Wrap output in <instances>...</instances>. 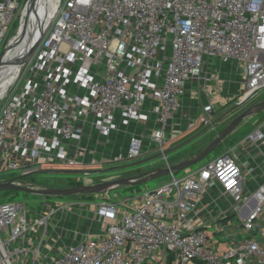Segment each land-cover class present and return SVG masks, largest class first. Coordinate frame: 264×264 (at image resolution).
<instances>
[{
    "label": "built area",
    "instance_id": "2783aa9c",
    "mask_svg": "<svg viewBox=\"0 0 264 264\" xmlns=\"http://www.w3.org/2000/svg\"><path fill=\"white\" fill-rule=\"evenodd\" d=\"M26 1L0 0L2 61ZM211 60L237 74L236 107L264 90V0H58L30 57L3 76L0 172L152 151L170 166L165 147L181 130L169 122L188 88L199 86L206 103L186 128L213 129V105L227 101ZM118 135L125 149L115 157L106 148ZM130 195L97 203L103 229L54 254L39 235L50 213L0 204V264H264V120L197 169Z\"/></svg>",
    "mask_w": 264,
    "mask_h": 264
},
{
    "label": "rangeland",
    "instance_id": "374dc122",
    "mask_svg": "<svg viewBox=\"0 0 264 264\" xmlns=\"http://www.w3.org/2000/svg\"><path fill=\"white\" fill-rule=\"evenodd\" d=\"M29 11L25 8L21 11L18 10V14H14V18L10 23L7 34L4 38V41L9 38L12 34H16L19 27L23 23V19ZM21 13V15H20ZM16 15V17H15ZM3 50V44L0 45V54ZM8 83V82H7ZM235 99V97H234ZM264 100V90L257 93L253 98H251L246 103L243 109L249 107L252 104L258 103ZM233 105V103L229 104ZM241 108L236 109L232 112V114H228L230 110L225 109L224 111H220L219 113H215L210 117L212 122L213 132L211 136L208 130L209 127L205 126H195V130L191 132L186 138H198L202 136V129L207 130L203 135L205 138L201 139L198 142L192 144H185L179 147H176L177 144L168 147L166 145L165 151L168 158V164L174 165L179 163L180 159L185 158L189 153L190 157H192L196 152V149L203 146L206 142H210L218 132H220L233 117H235L241 110ZM195 118V117H194ZM189 119V122L194 121L193 119ZM264 119V111L252 116H248L243 119L234 129L233 131L225 137L223 142L212 152L210 153L204 160L201 162L190 166L189 168L192 170L197 169L205 160L212 158L214 155L220 153L227 146L237 143L241 140L247 133L254 130L256 126H254V122L260 121ZM191 128V127H190ZM210 140V141H209ZM169 145V144H168ZM207 145V144H206ZM203 149V148H202ZM193 151V152H192ZM159 152L155 151L151 153L149 156L138 158L134 161L144 159L150 156H155ZM154 161H150L148 163L142 164L137 167H129V168H119L113 171L103 172L105 169H109L112 167H119L122 165L129 164L133 161H119L113 163H105V165H99L95 168H88L86 170H97L98 173L92 175H74V174H64L61 172L62 170H67L70 168H65L62 166H54L52 168H45L51 170H57V172L46 173L43 169L42 172H35L29 175L22 176L17 172H0V182L14 180L17 183L26 186L38 187V188H68L75 186H85V185H93L97 183H101L103 181H110L119 177L133 176L139 175L148 171L153 170L157 167H165L166 163L161 159L160 155H158ZM185 160V159H184ZM183 161V160H182ZM82 170L83 168H75ZM182 171H179L180 174ZM169 179V174L162 176L160 178L154 179L147 183L137 185V186H118L113 188L105 193L100 194H77L71 196H47L42 197L33 194H26L22 192L15 191H2L0 190V204L9 201H25L27 205H29L32 210L37 213L45 212L50 213L48 221L45 225V231L40 230L39 235L44 238V247L49 250L50 253L54 254L58 251L59 248L78 242L85 234L94 230L93 229V219L92 215H95L98 204L102 201H116L122 200L124 198H128L131 196L130 194L133 191H139L144 188H153L157 186L160 182L167 181ZM92 218V220H91ZM97 223L102 221L96 220ZM231 218L225 219L220 223L213 224L214 229H221L224 225L230 222ZM101 226V225H100ZM98 228V226H97ZM223 234H219L216 237L221 238Z\"/></svg>",
    "mask_w": 264,
    "mask_h": 264
},
{
    "label": "water",
    "instance_id": "95a60500",
    "mask_svg": "<svg viewBox=\"0 0 264 264\" xmlns=\"http://www.w3.org/2000/svg\"><path fill=\"white\" fill-rule=\"evenodd\" d=\"M33 2L34 0L26 1L25 8H27L29 12L31 11ZM38 2L40 5H42L43 0H38ZM46 22H47V19L45 18V15L44 17H38V23L33 33L30 35L28 43L24 47V49L19 54H17L14 58L8 61L4 62L0 60V78L6 75L12 68H16L22 65L30 57V55L34 51L35 47L37 46L41 38L42 29ZM255 95L256 93H253L250 96V98L248 97L249 99L248 98L246 99V101H249ZM237 105H240V104H237ZM263 111H264V100L258 103L252 104L249 107L241 110L235 117L231 119V121L220 132L217 133V135L203 149L195 153L192 157L187 158L183 161H180L179 163H176L174 165H170L168 167H157L151 171H148V172H145L139 175L119 177V178H116L110 181H103L101 183H97L93 185L75 186V187H68V188H38V187L26 186L20 183H16L12 179L8 181L0 182V190L22 192L26 194H33V195H38L42 197H47V196H71V195H77V194H82V195L83 194H95V193L100 194V193H105L118 186L141 185L149 181H152L154 179L160 178L162 176L168 175L171 172H179V171L185 170L189 168L190 166L201 162L223 142L225 137H227L243 119H245L248 116L261 113ZM166 152L167 151H165V155H167ZM157 156L158 154H156L155 156H150L144 159L133 161L129 164L122 165L119 167H112L109 169H105L103 170V172L113 171L119 168L137 167L142 164L148 163L150 161H154L153 159H155ZM43 171L46 173H50V174L53 172H57V170H51V169H45ZM38 172H42V170ZM61 172H63L64 174H74V175L80 174V175L88 176V175L98 173L99 171L67 169V170H62Z\"/></svg>",
    "mask_w": 264,
    "mask_h": 264
},
{
    "label": "crops",
    "instance_id": "0c3cea01",
    "mask_svg": "<svg viewBox=\"0 0 264 264\" xmlns=\"http://www.w3.org/2000/svg\"><path fill=\"white\" fill-rule=\"evenodd\" d=\"M210 67L209 69L213 72H217L219 77L222 78L224 81L228 82L229 84L228 87L224 88L223 92H225V96L227 97V101L224 103L220 102V101H215L214 105H213V113L212 115H214L215 113H219L220 111H224L225 109L230 110L228 114H232L233 111H235L236 109V105L234 103V97L235 95H237L238 91H239V86L236 83L238 76L237 74L234 73L233 71V67L229 64H221L219 62H217L216 60H211L210 61ZM195 92V93H192ZM204 103H206V96L205 94L202 92V90L200 89L199 86H192L189 87L188 90L186 91V94L183 97V105L181 107V109L179 110L178 113H176L174 115V117L170 120L169 125L171 128L174 129H178L181 130V134L179 136H177L174 139L168 140L167 142V146L170 147L172 145H176V147L185 145V144H194L195 142L200 141L201 139L205 138L204 137V133L207 131L205 129H202V136L198 137V138H186L191 132H193L196 128L195 127H191V128H186L188 126H190V122L189 119H192L194 117H196L198 114H200L202 112V107L204 106ZM233 103V105H229ZM264 120V119H262ZM262 120L260 121H256L254 122V126H257ZM152 123L149 122V125L146 128V132L145 134L148 135L151 129ZM140 128L137 125L132 126V128ZM210 132V136L211 133L213 132V129H208ZM122 139L121 135H118L117 137L114 138V141L116 142V146L115 148L111 149L112 147H107L106 149H108V152H111V154L115 157L116 155L119 153V151H123L125 149V140ZM114 141H112V143H114ZM210 141V140H209ZM169 144V145H168ZM206 144H208V142H206L205 144H203V146L199 147L196 149V152L200 151L202 148H204L206 146ZM155 151H152L150 153H145L142 157H146L149 156L151 153H154ZM193 152V151H192ZM190 156V153L183 159H180L179 161H182L184 159H187ZM99 158V157H98ZM252 156L248 155L246 156V159H250L251 160ZM253 158H255L253 156ZM108 159L106 156H101L99 158V160L102 161L101 164L99 165H105V163H108ZM258 161V160H257ZM115 162V161H114ZM113 163V162H110ZM99 165H88L86 167H84L82 170H86L88 168H95L98 167ZM256 172H254L253 176H256ZM254 179H258V177L254 178ZM93 216V215H92ZM94 219L98 220L95 216H93ZM93 219V229L92 233L94 232H98L99 230L103 229L104 224L99 222L97 223V221H95ZM92 220V218H91ZM101 225V226H100ZM98 226V228H97ZM88 232V234L90 233Z\"/></svg>",
    "mask_w": 264,
    "mask_h": 264
},
{
    "label": "bare ground",
    "instance_id": "6f19581e",
    "mask_svg": "<svg viewBox=\"0 0 264 264\" xmlns=\"http://www.w3.org/2000/svg\"><path fill=\"white\" fill-rule=\"evenodd\" d=\"M57 1L58 0H43L42 5H40L38 0H34L31 11L26 14L23 23L12 39L10 47L4 54V62L14 58L24 49L30 35L33 33L38 23V17H44V15L46 19L51 17ZM8 80V76L0 78V94L4 91Z\"/></svg>",
    "mask_w": 264,
    "mask_h": 264
},
{
    "label": "trees",
    "instance_id": "16d2710c",
    "mask_svg": "<svg viewBox=\"0 0 264 264\" xmlns=\"http://www.w3.org/2000/svg\"><path fill=\"white\" fill-rule=\"evenodd\" d=\"M129 168V167H128Z\"/></svg>",
    "mask_w": 264,
    "mask_h": 264
}]
</instances>
